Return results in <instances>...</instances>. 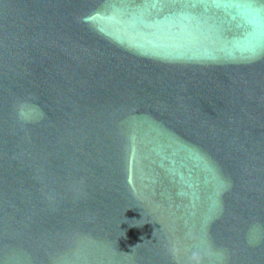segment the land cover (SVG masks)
Segmentation results:
<instances>
[{"label":"water","instance_id":"95a60500","mask_svg":"<svg viewBox=\"0 0 264 264\" xmlns=\"http://www.w3.org/2000/svg\"><path fill=\"white\" fill-rule=\"evenodd\" d=\"M218 251L264 264V0H0V264Z\"/></svg>","mask_w":264,"mask_h":264},{"label":"clouds","instance_id":"9594fccd","mask_svg":"<svg viewBox=\"0 0 264 264\" xmlns=\"http://www.w3.org/2000/svg\"><path fill=\"white\" fill-rule=\"evenodd\" d=\"M254 230H255V229H254ZM250 242H253V241L250 240ZM214 255L216 256L217 260H218L219 262H221V264H222L223 259H224V253H223L222 251H218V252L214 253Z\"/></svg>","mask_w":264,"mask_h":264}]
</instances>
